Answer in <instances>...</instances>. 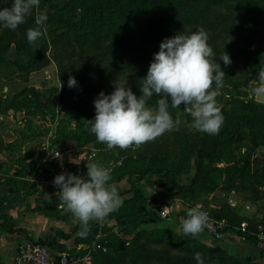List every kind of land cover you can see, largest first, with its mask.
<instances>
[{"label": "rangeland", "instance_id": "1", "mask_svg": "<svg viewBox=\"0 0 264 264\" xmlns=\"http://www.w3.org/2000/svg\"><path fill=\"white\" fill-rule=\"evenodd\" d=\"M78 2L80 0H40L39 8L33 9L32 14L26 17L25 27L22 30H19V27L9 30L0 25V138L6 141L15 137L14 142L8 144L13 147L4 149L5 153L0 154V160L4 161V165L10 166L16 163L21 167L22 162L31 163L30 158L39 157L40 148L46 142H53L62 150L77 147L73 153L62 154L54 160L57 166H61V174L79 173V176L82 177L83 174L86 177V165L97 163L111 169L112 178L115 175H129V179L134 180V185L142 188L141 190L150 197L171 196L173 190L171 185L150 186L151 182L163 183L162 172L166 170L163 168L175 166L185 170L196 158L198 147L207 144L211 135L193 129L192 118L185 112L171 107L168 111L173 120L181 121L176 130L165 132L156 140L140 147L133 146L126 150L108 149L107 145L96 141L94 134L89 131L90 128L86 130L83 126L77 127L75 114L77 110H81L80 100L67 95L70 94L69 91L66 92L67 94H59L60 83L56 76V60L65 62L66 54L59 47L64 38H71L73 34L94 28V20L90 19L84 23L78 22L74 30L63 27V24H66L65 20L70 22L79 20L81 9L76 8ZM11 4L12 0H0V8L11 7ZM41 12L47 15V20L40 29L43 35L32 44L24 43L27 37L25 35L22 38L24 34L20 32L38 27L35 18ZM224 12L222 11L221 16L215 17L212 21L215 25L209 27L186 21L180 23L173 13H169V20L174 24L171 30L175 32L174 28L177 29L178 34L189 35L200 29L207 32L208 44L213 50L212 59L220 64L225 73L223 86L216 89L214 82L212 88L218 91L216 101L224 117L222 126L225 124L229 129L246 113L245 102L252 99L259 81L264 82L260 76L256 79L249 73L252 54L263 44L264 26L258 28L253 35H249L245 28H239V21L233 14ZM101 21L95 20V22ZM103 25L104 27H100L99 31H92L93 37L82 51L75 49L72 61L66 66L67 76L92 80L98 89H101L100 85L104 83L102 90H106V84L114 86V83L127 82L128 86H132L131 91L139 97L142 79L147 74L154 54L159 51L160 43L167 37L150 30L148 20L137 18L132 13L127 19L126 26L123 25L121 18L114 16H110ZM172 37L168 36V38ZM50 38L54 39L55 46H51ZM14 44H19V47L13 49ZM223 51L229 55L230 65L225 66L220 60ZM66 52L71 56L70 49L66 48ZM157 99L158 97L153 96L148 101V105L154 108ZM94 100L89 101L85 105V111L82 112L87 114V110L94 108ZM88 118L89 115L84 117V122ZM87 127L91 125L87 124ZM247 130L244 128L240 141L231 142L229 145L235 157H240L239 152L242 153L250 146L251 137ZM253 131L257 139L264 138V126L256 127ZM223 150L224 147L220 143L218 152ZM91 151L94 155L88 157ZM247 152H249L251 169H256L264 162V146ZM224 166L225 163L219 159L210 163L203 160L200 176L203 175L204 178L210 176L214 182L211 183L204 178L199 180L196 189L185 199L189 208L199 205L201 209L214 213L225 212V206L229 205L226 202L230 197L228 193L231 192L221 191L219 187L224 178ZM18 173L32 177L26 170L20 169ZM6 174L9 175L8 172ZM178 174L177 177L175 176L176 182L180 184L189 182L190 174L183 172ZM123 179L122 186L126 188L127 177ZM31 186L40 197L37 200L41 199L39 201L42 202L43 198L47 197L46 192L35 183ZM118 194L122 193L118 192ZM231 197L236 201V209L251 210L253 214L257 212L260 217L264 216L263 198L254 201L250 206L244 200L247 198L246 194L237 192ZM153 204L148 203L150 207L154 206ZM159 209V204H155L152 211V220L156 221L155 223L163 220L158 215ZM126 212L131 213V211ZM116 214V211L112 212L103 222L90 221L87 234L84 236L77 234L76 239L68 244L75 243L72 248L67 249L64 244L61 246L59 243L57 247L68 250V254L74 259V264H163L155 260L143 262L140 258L133 261V255L141 250L180 255L187 254L191 247L200 249L194 243L193 237H182L165 227H155L151 223H141L128 230L126 226L121 227L116 223L114 220ZM173 215L176 219L174 212ZM182 216L186 218L184 213ZM182 216L179 223L182 221ZM73 221L75 223L72 224H79L76 218ZM47 237L48 234L42 238ZM96 242H100L104 250L95 248ZM201 251L200 249L197 252L201 253ZM231 256L237 261L243 259Z\"/></svg>", "mask_w": 264, "mask_h": 264}, {"label": "trees", "instance_id": "2", "mask_svg": "<svg viewBox=\"0 0 264 264\" xmlns=\"http://www.w3.org/2000/svg\"><path fill=\"white\" fill-rule=\"evenodd\" d=\"M76 8L81 9L78 17L79 20L71 22L65 20L66 24H63V27L67 30H74L73 28L78 26L76 25L78 22L84 23L87 19H90L94 20V28L93 30L89 28L87 31L73 34L71 38H62L63 40L59 47L65 52L66 58L63 63L61 60H56V76L60 83L59 94H67L66 92L69 91L70 94L67 95L80 100L81 110H77L75 114L77 121L76 125L77 127L83 126L86 130L90 127H87V123L84 122L83 118L89 115L87 121L94 120L95 108L87 110V114H85L82 112L85 111V105L89 101L96 99L100 92L103 91L105 95H110L115 89L114 86L106 84V90H102L104 89L102 88L105 85L104 83H101V89H98L92 80H86L83 77L74 78L77 81V85L73 88H69V76H67L66 66L72 61V56L75 55L76 52L75 49L77 48L82 51V48L93 37V35H91L92 31L97 32L100 27H104L103 23L107 21L110 16L121 18L123 20V25L126 26L130 14H135L137 18L149 21L148 28L150 30L153 32H159L162 36L167 38L168 36L174 37L178 34L177 29L174 28L175 32L171 30L174 24L169 20V13H173L180 23L186 21L187 23L205 24V27H209L210 25H215L212 21L215 17L221 16L222 11H225L224 13L233 14L239 21V28H245L249 35H253L258 28L264 26V19L262 20V17H264V0H80L78 5H76ZM260 15L262 17H260ZM96 19L102 21L95 22ZM52 20L55 22L58 21L55 19ZM18 27L19 30H22L25 27V23ZM20 33L24 34L22 35V38H24L26 32L21 31ZM49 40L51 46H55L54 39L50 38ZM27 42L28 41H25L24 43ZM16 47H19V44H14L13 49ZM66 48L72 51L71 56L66 52ZM263 69L264 38L263 44L252 54L249 64V73L257 79ZM128 87L132 89V86ZM245 106L247 108L246 113L238 119L232 128L228 129L224 124L221 126L218 134L210 136L207 144L198 147L196 158L188 165V167H186L185 170H180L181 167L175 168V166L163 168V170L166 169L165 172H162L164 175L162 180L163 183L157 184L151 182L152 185L150 184V186L158 185L165 187L171 185L173 189L171 194L185 200L187 195L192 194V191L196 189L199 180L204 178L203 175L200 176L203 160L210 163L219 159L225 163L223 168L224 178L219 185L221 191L232 190L234 192L246 194V199L252 202L257 201L260 198L264 199V190L261 191V189H264V162L261 164L258 171H251L248 157L249 152H247V150L249 151L259 146H264V138L257 139L253 131L256 127L260 128L264 126V104L255 102L252 98L245 102ZM179 110L183 111V105L180 106ZM244 128L248 129L247 132L250 134V146L248 149L244 148L245 150L242 153L239 152L240 157H235L232 154L229 145L231 142L236 143L240 141L243 136ZM1 143L0 150L9 148V146L13 147V145H8L9 143H6L5 145L2 144L1 146ZM220 143L224 147L222 152H218ZM50 144L59 148L53 142H50ZM252 152L253 151H251V153ZM39 153L41 155L42 151L40 150ZM29 161H31V159H29ZM29 164L30 163L24 164L22 162V166H18L20 169L25 170V168L30 166ZM181 172L184 174H190L188 183L180 184L176 182L175 176L177 177V175H179L178 173ZM0 176L2 177V174ZM124 176L127 177L128 187L126 189L130 193V196L122 201L121 206L116 210L117 214L114 215V220L118 225H121V227L126 226V229L128 230H131L135 225L141 223H155L156 221L154 222L152 220V211H154L155 204H153V208H145L144 204L146 197H144L141 190L134 185L133 181L129 179V175H115L110 182L120 180ZM208 178L211 179L210 176H208ZM208 178L204 179L211 181V183L214 182L212 179L210 180ZM11 179V176L8 175L6 181H10ZM45 200V209H48V212L55 215L56 218L65 219L71 215V213L67 212L65 208H57V202H60L59 194H47ZM225 209V212L221 213L210 212L215 217L224 218L227 221V226L225 227L226 230H234V228L237 227V229L234 230L237 234L254 242L259 230L264 229V216L259 219H245L238 216L232 206L227 205L225 206ZM43 211L45 210L43 209ZM126 211H131V213L128 214ZM125 216L127 218L124 219ZM184 216H186V214H184ZM134 217L136 218L134 219ZM242 221L245 222L244 231L238 229L239 223ZM81 231L82 225L76 223L69 228L67 234L61 232L58 233L62 238L68 237L69 234H74V238L76 239L77 234ZM55 235L56 234H49L46 239L37 238L36 242L39 244H45L53 250L68 253V250H62L57 247L58 243L61 244V246L63 244L55 240ZM28 240L31 241L32 239L30 238ZM194 243L202 250L201 253L204 259V264L255 263L253 258L248 256L237 261L236 258L227 254L219 247L206 246L197 239H195ZM200 249L191 247L188 249L187 254L180 255H170L165 252L154 250H141L136 252V255H133V261L140 258L143 262L155 260L162 262L163 264H197V261L194 259V254ZM260 254H264V252H260Z\"/></svg>", "mask_w": 264, "mask_h": 264}, {"label": "clouds", "instance_id": "3", "mask_svg": "<svg viewBox=\"0 0 264 264\" xmlns=\"http://www.w3.org/2000/svg\"><path fill=\"white\" fill-rule=\"evenodd\" d=\"M39 4L40 0H12L11 7L0 8V25L9 30L17 29ZM46 20L47 15L41 12L35 18L38 27L27 29L30 44L43 35L40 29ZM208 40L203 29L165 38L142 79L139 97L127 82L114 83L115 90L110 95L100 92L93 101L94 120L85 121L91 125L89 131L96 141L107 145L108 149L121 150L152 142L178 128L181 121L173 120L168 109H179L181 105L183 112L192 118L193 129L209 135L218 134L224 117L217 106L218 91L213 90L212 85L215 82L216 89L222 87L225 73L212 59L213 50ZM220 60L225 66L231 64L224 51ZM260 77L264 79V71ZM76 85L77 81L69 76L68 87ZM257 91H264V88ZM153 96L158 97L154 108L148 105ZM86 168V177L62 173L53 180L59 189L61 206L82 225L81 236L87 234L90 221L103 222L122 204L116 185L110 183L111 169L97 163L87 164ZM165 209L173 210L172 206ZM207 219V213L199 205L188 208L181 225L183 234L193 237L201 234ZM194 259L197 264H204L201 253H195Z\"/></svg>", "mask_w": 264, "mask_h": 264}, {"label": "crops", "instance_id": "4", "mask_svg": "<svg viewBox=\"0 0 264 264\" xmlns=\"http://www.w3.org/2000/svg\"><path fill=\"white\" fill-rule=\"evenodd\" d=\"M14 139L15 137H12L11 139L8 138L4 141L0 138V141L5 145L6 143L14 141ZM76 148L77 147H71L70 149L72 151H70V153H73ZM1 153H5V150H0V154ZM3 162V160H0V175L2 174V177H0V264H12L16 249L19 245L30 238H42L43 236H47V234H56L55 240L64 244L67 249L72 248L75 243L72 242L70 245L68 244L73 241L75 237L74 234H69L68 237L62 238L58 232L67 234L69 228L73 225L72 223H75L73 221L75 217L71 214L69 217L61 219L56 218L55 215L48 212V209H45L46 206H44L46 198H43L42 202L39 201L41 199L37 200L40 197H38L37 193L33 191L31 186L34 183L28 180L26 174L22 176L21 173H18V170L20 169L18 164L12 163L10 166L5 164V166ZM260 166L261 164H259L256 169H251V171H258ZM27 169L28 167L25 168L26 171ZM7 172L12 178L10 181H6L8 176L6 174ZM123 178L110 182L114 183L118 192L122 193L119 195L120 199H125L130 196L126 189L127 187L125 188L124 185L122 186ZM119 187L122 188L119 189ZM139 189L141 190L142 188ZM141 192L144 197H146L144 204L146 209H150V205L154 202L155 204H159V208L163 207L165 209L166 207L172 206L173 209L171 211L165 209L167 216L164 218L160 217V219L163 220L151 224H153V226L155 225V227H165L166 229L185 237L186 235L182 232L181 223L184 220L182 214H185L186 210L189 208L186 201L175 197L172 194L171 196H165V198H154L143 192V190H141ZM229 192H231L228 193L230 197L227 198L226 202L233 207L238 216L245 219L254 217L255 219L260 218V214L257 212L253 214L251 210H246V212L244 210L236 209V201L231 195L237 192L232 190ZM244 200L250 206L254 204L252 201L247 199ZM39 202L41 203L39 204ZM148 203L150 205H148ZM43 209L45 211H43ZM173 212L177 216L176 219L173 217ZM181 216L182 221L179 223ZM164 219L166 220L165 223ZM235 229H237V227H235L234 230ZM234 230H226L225 235L219 240H215L204 232L195 237L191 235L187 236L197 239L206 246H217L235 257L244 258L248 256L253 258V261L256 263H264V254L257 252L253 245V241L240 236Z\"/></svg>", "mask_w": 264, "mask_h": 264}, {"label": "built area", "instance_id": "5", "mask_svg": "<svg viewBox=\"0 0 264 264\" xmlns=\"http://www.w3.org/2000/svg\"><path fill=\"white\" fill-rule=\"evenodd\" d=\"M40 150L42 154L39 157L37 156L34 159L30 158L32 162L29 164L30 166L27 172H30L29 174H31L32 177L30 178L27 175V178L30 182L35 183L44 190L46 194H57L59 189L54 186L53 180L57 175L61 174V166H57L54 160L62 154L70 153L72 150L70 148L62 150L48 142L44 145L42 144ZM93 155L94 153L91 151L88 157ZM74 175H79V173ZM82 177H84L83 174ZM56 206L57 208H64L61 206V201L57 202ZM201 210L207 213L208 217L203 232L207 233L215 240L221 239L226 233L225 227L227 226V221L224 218L215 217L207 209ZM158 215L164 218L167 216V212L163 207H160ZM238 229L244 231L245 222H240ZM253 245L257 252H264V229H260L256 234ZM94 247L104 250L100 242H96ZM12 264H74V259L66 252L53 250L45 244H39L36 242V239H32L31 241L26 240L18 246Z\"/></svg>", "mask_w": 264, "mask_h": 264}, {"label": "water", "instance_id": "6", "mask_svg": "<svg viewBox=\"0 0 264 264\" xmlns=\"http://www.w3.org/2000/svg\"><path fill=\"white\" fill-rule=\"evenodd\" d=\"M261 88H264V82L262 80L259 81V85L256 88L252 98L255 102L264 104V91H257Z\"/></svg>", "mask_w": 264, "mask_h": 264}]
</instances>
